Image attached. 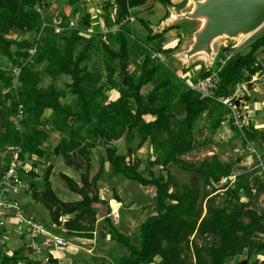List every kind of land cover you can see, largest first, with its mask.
<instances>
[{"label":"trees","instance_id":"16d2710c","mask_svg":"<svg viewBox=\"0 0 264 264\" xmlns=\"http://www.w3.org/2000/svg\"><path fill=\"white\" fill-rule=\"evenodd\" d=\"M18 1L20 3L15 2L14 5L9 0L1 1L4 8L0 11V30L15 33L20 30L25 39L18 41L16 55L10 52L12 43L2 44L9 59L17 57H14V64H18L19 74L16 83L14 74L9 77L4 75L0 90L4 87H9L10 90L11 87L15 91L19 87L20 91L17 101L10 95V106L7 105L9 95H4L2 115L5 119L15 115L17 111L19 113L18 107L21 105L27 117L24 121L21 120L23 133L17 131L11 122H6L8 130L0 139V145L6 147L25 144L30 155L41 161L50 162L49 159L53 156L61 157L72 171L82 172L81 183L71 175L60 173L67 184V190L81 198L77 202H66L53 187V167H48L42 177L38 173L39 163L34 161L33 169L29 172L30 191L24 190V193L50 213L51 222L60 225V219L68 215L70 219L64 225L68 233L88 237L93 234L96 225L99 227L100 224L94 205L107 206L101 230L108 228V233L116 237L118 246L129 252V255L119 259L118 264H154L157 258L161 260L157 264H225L227 260L238 259L243 254L247 255V264H264V241L258 238V235H264L263 209L255 206L246 211L240 207L229 211L226 205H216L215 198L210 197L211 193L207 191L211 179L229 175L232 166H224L217 158L199 166H188L181 159L196 148L192 131L205 110L213 107V130L221 128L228 110L212 99H204L197 91L187 87L171 67L153 58V51L168 54L173 52L171 49H163V34L154 35L147 25V35L143 40L147 50L130 37V23L123 25L115 36L112 33L103 35L94 32L87 37L82 33L90 29V16L87 15L85 19H81L78 29L56 34L50 28L40 41L34 42L32 37L39 32L41 26V19L33 10L36 0ZM69 1L72 6H76V11L80 10L81 0ZM147 1L114 0L109 5L112 4L111 7L117 9L116 23L119 24L130 17L132 10L143 6ZM163 2L168 4L169 0ZM105 18L110 24V12ZM63 20L68 24V18L63 17ZM175 28L177 27H171L170 30ZM35 46L36 54L31 56L29 52ZM114 46L118 48L114 49ZM263 53L264 34L249 46L246 53H240L223 67L219 73L221 82L218 94L229 95L242 84L252 87V77L258 73L260 76L264 74V58L260 60ZM94 55H99V59L90 69L86 63H92ZM132 57L135 58V63L137 58L142 59L138 65V75L128 71ZM43 62L52 66V69L48 66L47 73L50 72L53 79L61 76L71 78L69 86L74 96L72 102L64 101L67 99L66 91L54 85L48 88L40 85L42 79L36 67ZM100 64L107 70L105 76L100 71ZM209 74L210 71H203L201 78ZM149 84L153 85V89L148 94H143V87ZM108 86L119 90L120 96L115 101L108 102L103 94ZM173 100L181 104L186 114L185 123L178 128L173 127L171 119L174 117L169 113V104ZM245 101L258 102L256 98L248 97H245ZM47 111H51V114L42 119ZM146 116L156 117V120L146 123ZM136 127L142 137L140 144L150 141L154 166L167 169L182 164L186 171L199 175L202 183L198 187H192L181 183L172 174L165 178L149 172L150 177H147L139 172L138 165L126 167V157L118 155L115 149H109L108 146L126 136V133L132 134ZM231 128L237 137L241 135L236 127ZM244 130L247 141L255 143L257 148H264V130L256 128L253 121H249ZM52 133L62 136L55 148H50L47 144ZM95 147H106L115 175L156 190V213L139 224L137 233L122 232L110 219L112 211L108 201L100 198L97 181L102 178L105 165H101L100 171L90 180L91 167L86 164L84 168L74 161L73 157L82 155L86 156V162L89 163L88 149ZM19 176L22 180L20 171ZM255 180L260 181L257 178ZM249 183L250 180L245 176L239 178L237 190L249 195L253 205L258 200V193L253 196ZM112 200L122 202L117 194ZM205 201L207 211L203 215ZM135 235L138 236V245L133 242ZM260 256L261 260L252 261L254 257ZM21 260L19 257L0 255V264H12Z\"/></svg>","mask_w":264,"mask_h":264},{"label":"rangeland","instance_id":"374dc122","mask_svg":"<svg viewBox=\"0 0 264 264\" xmlns=\"http://www.w3.org/2000/svg\"><path fill=\"white\" fill-rule=\"evenodd\" d=\"M1 1L2 0H0V11L4 8V3ZM9 1L13 3L11 5H14L15 2H17V4L20 3L18 0ZM113 1L114 0H87L82 3L81 0V7H79L80 10L76 11V6H72L71 1L69 0H36L33 10L39 15L36 11V7L43 6L42 8H44L45 13L47 14L46 19L49 21H54L56 16L61 17V15L70 20L76 18L85 19V16L89 15L90 31L101 33L103 35L112 33L115 36L121 30L123 25L130 23V37L132 40L137 41L139 45H142L144 50H147L143 44V40L148 31L147 25L150 26L154 35L163 34V49H171L173 52L168 54L153 51V58L159 59L162 63L171 67V69L178 77L181 78L187 87L197 91L199 94H201L199 90L202 85H205V83L209 81L212 85L211 88L215 91L214 97H204V99H212L214 102L222 104V106L228 110V115H226V118L222 121L221 128L217 130H213L211 127V123L215 121L214 115L211 116V111H213L212 106L206 109L204 114L199 117L192 131L195 142L194 145L196 148L191 153L182 156L181 159L183 163L188 166H199L204 162L212 161L213 158H217L224 166L231 165L232 172L229 175H221L220 178L211 179L210 185L207 186V191L211 193L210 197L215 198L216 205L228 206L229 211L239 207L246 211L254 209L255 206H258L264 211V148H257L255 143L247 141L244 130L249 121H253L256 128L264 130V75L260 76L261 74L258 73L252 77V87H249L247 84L238 85L235 91L229 95H219L217 92L221 82L219 73L222 71L223 67L232 62L240 53H246L249 46L264 34V27L247 39H240L232 43L227 40H220L217 42L216 54L214 55L211 65H208L206 57H197L190 65H187L185 59L179 57V53L184 51L190 44L192 39L191 35L193 30L196 28V23L179 21L178 23L167 26L164 29H160V27L169 18V16L173 14V10L181 12L184 9L189 8L188 4L190 0H169L168 4L164 3L163 0H148L143 6L132 10L133 12L130 17L123 19L119 24L116 23L117 9L115 7L113 9L111 7L112 4L109 5V3H113ZM108 12H110L111 17L110 24L107 23L105 18ZM171 27L177 28L170 30ZM15 34L19 36V40L22 38L25 39V36L21 35L20 30L16 31ZM86 35L87 37L90 36L89 34ZM117 48V46H114V49ZM97 56L99 57V55L93 56L94 59L92 63H86L87 67L90 69L94 67V64H96L99 59ZM260 57V60H263L262 58H264V53L261 54ZM134 59L135 58L133 57L130 58L128 71L131 74L138 75V65L141 63L142 59L137 58L136 63L134 62ZM2 64L5 67L8 66L7 62L3 61ZM48 66L52 69V66L46 62H43L42 65L36 67L38 70L37 73L39 74L40 72L42 79L40 85L46 88L54 85L60 90L66 91L67 99H64V101L72 102L74 96L71 93V87L69 86L72 83L71 78L61 76L57 79H53L50 72L47 73ZM99 67L101 68L100 71H102L105 76L107 74L106 68L103 64H100ZM203 71H210L209 76L201 78ZM2 83L3 81L0 79V87L2 86ZM15 89L16 90L14 91L11 87L10 90L9 87H4L0 90V105L2 108L4 95H9L7 98L8 106L11 105L12 101V98L10 99V95L13 96L16 101L20 98L19 87ZM152 89V84L146 85L143 87L142 93L148 94ZM103 94L108 102L115 101L120 96L119 90L110 86L104 89ZM245 97H248V99L256 98L258 102H246ZM169 105L171 106L169 113L172 117H174L171 119L173 127L178 128L180 125L185 123V111L181 104H178V101L175 102V100H173ZM50 114L51 111H47L41 118L46 119ZM26 117L27 113L24 109V117L22 118V121H24ZM0 118L3 119V135L8 130L6 122H11L17 131L23 133L24 127L22 126V121L20 124L17 122L18 111L15 115L8 117L7 119H5L4 115L0 116ZM144 119L146 123H151L156 120V117L146 116ZM231 126L236 127L240 131L241 135H239V137L236 136ZM61 138V135L52 133L47 144L50 148H55ZM127 139L129 141H127ZM141 142L142 137L139 133L138 127H136L132 134L126 133V136L113 141L108 148L115 149L118 155H124L126 157V167L134 164L138 165L139 172L147 177H150L149 172H154L157 177L164 176L165 178H167L169 174H172L181 183L192 187H198L202 183L199 175L192 171H186L182 167V164L179 166H171L167 169L154 166L152 164V161L154 160L153 149L150 141L147 140L142 143V145L140 144ZM27 149L28 148H26L25 144H21L20 146L8 145L6 147L0 145V158L4 160V168L7 166L8 160L12 157H18L22 161L21 166H19V170L20 175L23 177V185L27 192L30 191L28 184L31 176L29 175V172L33 169L34 161H37V163H39L37 164L38 173L42 177L48 167H53L51 180L59 197L65 201L70 199L79 200V198H77L78 195H75L67 190V184L65 180L60 177V173L71 175L78 183H81L82 172L76 173L72 171L66 166L61 157L53 156L49 159L50 162H47V160L41 161L37 157L30 155V152ZM88 153L90 154L89 163L86 162V156L82 155L73 157L75 163L82 165V167L84 166V168L86 164L91 167L89 176L90 180H93L94 176H96L100 171L102 167L101 165H105L102 178L97 181L100 198L108 201L112 211L110 219L114 222V224L116 223V225L120 227L122 232L126 234L137 233L139 224L142 223L148 216L156 213V198L154 197L156 192L155 188H145L137 182L127 181L126 179L115 175L113 173V165L110 162L106 147L89 148ZM244 176L250 180L249 186L253 189V196H256V193H258V196H256L258 198L257 202L252 203L254 206L251 205L249 195L247 196L237 190L238 180ZM256 178L260 181L257 182L255 180ZM115 194L118 195L122 202L112 200ZM21 203H23L26 207H30L31 210H38L40 218L45 222L50 221V213L42 205H36L30 196H21ZM113 204H116V210L114 209ZM94 206L97 208V219L98 222H100L99 227L96 225L97 235L95 238L98 239L101 245L109 235V233L107 235V233L102 231L100 227L104 225L103 220L104 217H106V211L108 208L102 204H95ZM119 209L121 210L119 211ZM206 211L207 201L203 203V215L206 214ZM245 221H247V219ZM60 223L62 224V220H60ZM102 232L104 233L102 234ZM109 236L107 240L109 242L107 244L109 254L106 250L104 255L105 257H110L109 259L112 261V263L108 262V264H118L119 259L125 255H129V252L126 248H120V246H118V242L115 240L116 237H113V239L110 240L112 235L111 237ZM258 238L264 241V235L260 234L258 235ZM209 240L211 241L212 239L210 238ZM133 242L136 245L139 244L137 235L133 237ZM157 259L158 260H155L154 264L161 261L160 258ZM255 259L261 260L262 257H254L252 261ZM244 261H246L247 264L246 254H243L238 259L231 258L227 260L225 264H239Z\"/></svg>","mask_w":264,"mask_h":264},{"label":"crops","instance_id":"0c3cea01","mask_svg":"<svg viewBox=\"0 0 264 264\" xmlns=\"http://www.w3.org/2000/svg\"><path fill=\"white\" fill-rule=\"evenodd\" d=\"M264 75V74H263ZM24 194V191H23ZM26 195V194H24ZM80 200V198H79ZM79 200H67L66 202H77ZM37 205V204H36ZM21 218H9L5 221L3 227H0V255L9 257H19L22 260L15 264H108L112 261L105 257L108 249V230H102L107 233V238L100 245L96 239V229L91 236L81 237L69 234L64 225L70 216H64L62 224L57 225L51 222H45L40 218V213L36 209L26 207L20 202ZM127 208V207H126ZM128 210V209H126ZM38 223L44 230L36 238H32L29 221ZM102 232V234L104 233ZM49 236H56L64 240V246H45L44 242ZM111 237V235L109 236ZM114 236L110 238L113 239ZM109 240V241H110ZM109 251L107 250V253ZM109 254V253H108ZM114 257V255H113ZM114 260V259H113ZM116 260V259H115ZM115 262V261H114Z\"/></svg>","mask_w":264,"mask_h":264},{"label":"water","instance_id":"95a60500","mask_svg":"<svg viewBox=\"0 0 264 264\" xmlns=\"http://www.w3.org/2000/svg\"><path fill=\"white\" fill-rule=\"evenodd\" d=\"M188 5L189 8L181 12L173 10L174 18L166 20L160 27L164 29L179 21L196 23L190 44L179 53L187 65L197 57H206L211 65L217 42L247 39L264 27V0H190ZM2 127L3 119L0 118V137ZM2 172L0 158V176ZM239 264H246V261Z\"/></svg>","mask_w":264,"mask_h":264},{"label":"built area","instance_id":"2783aa9c","mask_svg":"<svg viewBox=\"0 0 264 264\" xmlns=\"http://www.w3.org/2000/svg\"><path fill=\"white\" fill-rule=\"evenodd\" d=\"M43 6H37L36 11L39 13L41 17V26L38 33L33 36V41L37 40L40 41L41 37L45 33L47 29H53L56 34H61L66 30L78 29L79 23L81 19H69L68 24H66L63 20V17L56 16L54 21L47 20V14L45 13ZM83 34H93L90 29L87 32H82ZM34 41V42H35ZM37 51V46L33 47L30 50V55L34 56ZM19 74V67L15 70L14 75L16 76L15 83L17 82V76ZM211 84L209 81L202 85L199 92L202 94L203 97H214V89L211 88ZM24 117V110L23 106L19 107V113L17 122H20ZM4 160L2 159V168L3 172L0 176V227H3L5 221L7 219H11L13 217L20 219L21 218V195L25 189L23 185V181L19 176V166H21L22 161L20 158H11L8 160L7 166L3 167ZM30 228L32 229L30 232L32 234V238H36L39 234L44 233V230L41 226L33 222L32 220L29 221ZM55 244L57 246H64L66 242L59 237L56 236H49L46 238L44 245L51 246ZM47 264V263H41Z\"/></svg>","mask_w":264,"mask_h":264},{"label":"flooded vegetation","instance_id":"af4514ba","mask_svg":"<svg viewBox=\"0 0 264 264\" xmlns=\"http://www.w3.org/2000/svg\"><path fill=\"white\" fill-rule=\"evenodd\" d=\"M18 35L15 34V32L13 31H3L0 30V79L6 75V76H12L15 73V70L18 69V64H14V57L12 59H9L6 55H5V50L2 47V44H7V42L12 43L10 46L11 49V54H15L17 52V43L19 41L18 39ZM17 57H15L16 59ZM3 61L8 63V66L5 67L3 66ZM1 110H2V106L0 105V116L1 115Z\"/></svg>","mask_w":264,"mask_h":264},{"label":"bare ground","instance_id":"6f19581e","mask_svg":"<svg viewBox=\"0 0 264 264\" xmlns=\"http://www.w3.org/2000/svg\"><path fill=\"white\" fill-rule=\"evenodd\" d=\"M172 18H174V15L173 14H171L167 20H170ZM113 207H114L115 210L117 209L116 204H113Z\"/></svg>","mask_w":264,"mask_h":264}]
</instances>
